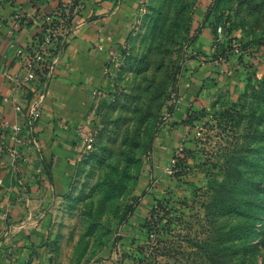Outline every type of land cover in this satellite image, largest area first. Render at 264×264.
<instances>
[{"label": "rangeland", "instance_id": "obj_1", "mask_svg": "<svg viewBox=\"0 0 264 264\" xmlns=\"http://www.w3.org/2000/svg\"><path fill=\"white\" fill-rule=\"evenodd\" d=\"M199 55L218 63L220 99L185 119L168 171L156 147ZM103 74L46 264H264V0H142Z\"/></svg>", "mask_w": 264, "mask_h": 264}, {"label": "crops", "instance_id": "obj_2", "mask_svg": "<svg viewBox=\"0 0 264 264\" xmlns=\"http://www.w3.org/2000/svg\"><path fill=\"white\" fill-rule=\"evenodd\" d=\"M141 1L0 0V264H46L53 202L74 171L92 95L103 83L110 51ZM71 7L72 24L50 44L46 69L25 81L28 67L15 45L39 49L37 39L47 33L36 20L61 9L66 15ZM202 35L203 52L209 54L208 48L213 51L220 42L210 28ZM200 55L184 68L183 100L167 117L156 147L159 167L165 168L185 141V119L220 99L209 93L219 89L218 63ZM35 109L40 117L32 121ZM16 125L20 131H14ZM14 135L30 142L16 141Z\"/></svg>", "mask_w": 264, "mask_h": 264}, {"label": "built area", "instance_id": "obj_3", "mask_svg": "<svg viewBox=\"0 0 264 264\" xmlns=\"http://www.w3.org/2000/svg\"><path fill=\"white\" fill-rule=\"evenodd\" d=\"M39 20L40 21L36 20V22H38L47 33V35H44L43 38L37 39V46L39 49L34 50L32 46L22 47L15 45L17 55H20L25 59L26 66L28 67L25 81H34L37 78L39 71H43L42 67L44 62L46 61L45 63H47L52 54L50 44L58 41L64 31L68 29V27L64 24L63 18L59 16L58 12H45L40 16ZM217 31L220 33L222 31V26H219ZM177 102L181 103L182 99L178 98ZM17 109H22L21 105H18ZM29 117L32 121L37 120V118L40 117V112L35 109V111L30 113ZM20 129V125H16L14 127L15 132L20 131ZM13 137L16 141H22L23 143L30 142L29 140H25L23 138L21 139L16 135ZM31 140L37 144L35 137H32ZM178 159V155L173 156L168 165L165 167L166 170L173 171L177 165Z\"/></svg>", "mask_w": 264, "mask_h": 264}, {"label": "trees", "instance_id": "obj_4", "mask_svg": "<svg viewBox=\"0 0 264 264\" xmlns=\"http://www.w3.org/2000/svg\"><path fill=\"white\" fill-rule=\"evenodd\" d=\"M61 10H60L61 13L58 12V14H59L60 17L63 18L64 24L69 28L71 26V24H72V7L69 9V13L66 14V15L64 14L65 11L64 10L61 11ZM45 62H44V65L42 67L43 71H39V74L44 72V70L46 69L47 63H45ZM178 166H180L179 159H178V163H177L176 167H178ZM223 185H224V183H223ZM169 205H170V203H168V201H166L164 199L155 200V203H153L151 208H150L151 216L152 217H156V218H162L160 216V212L161 211H165L166 212V210L169 207ZM148 234L151 235V232L149 231ZM142 264H145V263H142Z\"/></svg>", "mask_w": 264, "mask_h": 264}]
</instances>
